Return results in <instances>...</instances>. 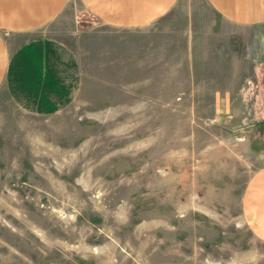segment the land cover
I'll use <instances>...</instances> for the list:
<instances>
[{"label": "rangeland", "instance_id": "374dc122", "mask_svg": "<svg viewBox=\"0 0 264 264\" xmlns=\"http://www.w3.org/2000/svg\"><path fill=\"white\" fill-rule=\"evenodd\" d=\"M74 5L46 27L80 59L74 101L43 116L0 89V264H264V22Z\"/></svg>", "mask_w": 264, "mask_h": 264}, {"label": "crops", "instance_id": "0c3cea01", "mask_svg": "<svg viewBox=\"0 0 264 264\" xmlns=\"http://www.w3.org/2000/svg\"><path fill=\"white\" fill-rule=\"evenodd\" d=\"M180 0H0V89L24 111L48 116L67 108L82 86V67L66 38L50 34L69 9L106 24L139 27L167 14ZM224 17L264 22V0H203ZM256 4L252 12L248 4ZM76 10V9H75ZM76 13V11H75ZM257 195L256 226L264 236V170Z\"/></svg>", "mask_w": 264, "mask_h": 264}, {"label": "water", "instance_id": "95a60500", "mask_svg": "<svg viewBox=\"0 0 264 264\" xmlns=\"http://www.w3.org/2000/svg\"><path fill=\"white\" fill-rule=\"evenodd\" d=\"M251 128L257 129V130L261 131L262 133H264V122H261V123L257 124L256 126L248 127V129H251Z\"/></svg>", "mask_w": 264, "mask_h": 264}]
</instances>
